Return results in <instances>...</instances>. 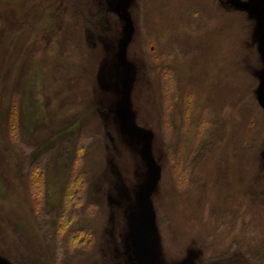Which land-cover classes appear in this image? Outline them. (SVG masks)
I'll use <instances>...</instances> for the list:
<instances>
[{
	"label": "rangeland",
	"instance_id": "374dc122",
	"mask_svg": "<svg viewBox=\"0 0 264 264\" xmlns=\"http://www.w3.org/2000/svg\"><path fill=\"white\" fill-rule=\"evenodd\" d=\"M260 4L0 0V264H264Z\"/></svg>",
	"mask_w": 264,
	"mask_h": 264
},
{
	"label": "trees",
	"instance_id": "16d2710c",
	"mask_svg": "<svg viewBox=\"0 0 264 264\" xmlns=\"http://www.w3.org/2000/svg\"><path fill=\"white\" fill-rule=\"evenodd\" d=\"M231 1V0H230ZM259 1V0H258ZM252 7V6H251ZM256 10L254 11L255 12V14H256V16H257V18H258V21H259V17H260V22L263 24L264 23V5H261L260 4V6H259V8H255ZM251 18V17H250ZM260 23V24H261ZM263 26H264V24L262 25V30H263V32H264V28H263ZM263 38V37H262ZM261 41V40H260ZM167 70V72H165ZM166 70L165 69H163V70H161V77H162V79H163V83H162V86H161V88H162V92L164 91L165 93H166V91H168V87L170 86V83H171V81H172V78H170V76H169V72H170V70L171 69H167L166 68ZM166 73H169L168 74V76L166 75ZM165 77H164V76ZM174 78H176V77H174ZM173 81H175V79H173ZM165 93H163V100H164V94ZM190 92H188V95H190V96H192L191 95V93L189 94ZM264 95V94H263ZM257 101H258V103L260 104H262L263 105V107H264V96H262V97H257ZM182 105H183V107H185L184 108V110L183 111H181L180 110V112H181V115H182V119H181V123H180V125L179 126H173V127H171V130H176L177 131V137L179 138V139H185V136L183 135V132H185V128H186V122H187V114L189 113V111L186 113V104L185 103H180V107H182ZM184 113H185V115H184ZM12 117H13V115H12ZM215 123H216V121H214ZM165 123H166V121H165ZM14 124H15V121H14ZM14 124H13V127H14ZM211 136H208L207 138H205V139H202V142H201V144H197V145H195V146H193L190 150H189V156L188 157H185L184 158V156H182V150H183V147L185 146L184 144H178V145H176V147H175V150H174V153L177 155V159L179 160H182V161H188V158H192L193 156L195 157H199V156H201L202 155V153L204 154V152H205V150L207 149V146H208V143H211L210 142V140H209V138H210ZM256 140H254V142H255ZM241 145V144H240ZM256 142H255V144L253 143L252 145H249V146H244L243 147V150L244 151H246L247 153H251V150L253 149V147L255 148L256 147ZM242 147V146H241ZM242 150V151H243ZM83 151H84V147H83V144H81L80 143V146H79V143H78V147H77V155H75V157L77 158V160L79 159V155L80 154H82L83 153ZM76 158H75V160H76ZM178 160L176 161V163L178 162ZM35 163V162H34ZM34 163H32L31 165H30V169H29V172H30V181H31V187H30V190H31V195H33V196H35V197H37V199H39V201H38V204H39V202H41L42 200H41V198H42V194H43V192L41 191V193L39 194V188H40V186H41V182H40V179H41V176H39V175H37L36 173H34V171H36V169L38 168V167H40V166H38L39 164H34ZM175 163V164H176ZM189 163V162H188ZM187 163V164H188ZM187 168H184L183 167V169L181 170L180 169V171H182V173H183V171L184 170H186ZM183 175V174H182ZM74 176L75 175H73V178H74ZM83 177L82 176V174L81 173H79V174H77L76 175V177ZM77 177V178H78ZM37 180V182H36V180ZM83 180V179H82ZM75 181V179H71V180H69L68 181V186H70V185H74L73 183H75L74 182ZM76 181H78L77 179H76ZM83 184H82V186L81 187H76L73 191L72 190H70L69 191V193H68V195L65 197V201H64V205L66 204V205H71L73 202L74 203H76V205H78L79 204V206L82 204V203H84V197L85 196H83V195H85V190H84V188H85V184H86V180L84 179L83 180V182H82ZM35 184V185H34ZM219 193H220V197L222 198V199H224V201L227 199H229L231 196H230V194H226V192L225 191H223L222 189L220 190L219 189ZM81 194H82V196H81ZM40 196V197H39ZM83 199V200H82ZM253 204V203H252ZM76 207H78V206H76ZM63 214V213H62ZM62 216V215H61ZM64 216V215H63ZM66 218V217H65ZM61 224V223H60ZM64 225V224H63ZM88 233V232H87ZM89 234V233H88ZM88 236V235H87ZM90 240H91V238L88 240V242L87 243H89L90 242ZM84 241V238H82V239H80V242H83ZM71 245V244H70ZM260 253V252H259ZM262 257V253H260V255H259V257Z\"/></svg>",
	"mask_w": 264,
	"mask_h": 264
},
{
	"label": "water",
	"instance_id": "95a60500",
	"mask_svg": "<svg viewBox=\"0 0 264 264\" xmlns=\"http://www.w3.org/2000/svg\"><path fill=\"white\" fill-rule=\"evenodd\" d=\"M141 253H142V258H143V261H144V264H150L149 261V256L147 254V249H146V246L145 244H141Z\"/></svg>",
	"mask_w": 264,
	"mask_h": 264
}]
</instances>
